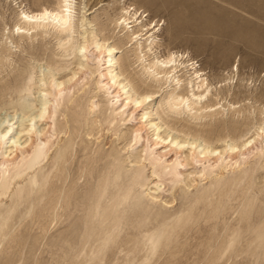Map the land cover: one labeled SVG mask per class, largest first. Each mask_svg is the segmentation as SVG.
<instances>
[{"label":"rangeland","instance_id":"374dc122","mask_svg":"<svg viewBox=\"0 0 264 264\" xmlns=\"http://www.w3.org/2000/svg\"><path fill=\"white\" fill-rule=\"evenodd\" d=\"M74 1L76 2L74 11L76 20H92V24H87L83 20L84 22L81 25L82 28L78 31L86 29L89 31L92 30L91 32H93V35L96 37L95 39L103 41L107 36L106 38H109L107 40L108 45H118L119 49L115 53L116 57L120 59L117 65V71L120 67L122 69L124 67V70L127 69L126 72L129 76L130 74L133 77L139 76L138 81L142 79L147 84L155 85L154 83L152 84V81L147 79V75H142V62L140 65V62L136 61L135 53H133L135 49L133 45L135 44L128 42V35H131L132 31L138 30L139 26L144 24L145 27L143 30L145 32L143 31L142 33L145 34L149 31V34L139 38L143 46L146 44L145 39L154 34L161 45L157 52L166 54L168 50H178L180 52H186L194 62H198L205 77L208 78L209 82L212 84V94L215 95L216 87L219 89L222 85L220 99H218V102L220 100L221 104L217 107L221 108L223 113L214 119L207 118L201 120L190 119L189 115L186 113H182V115L179 116L171 115L172 118L167 117L163 112L166 109L165 105L161 106L159 102L170 90L174 89L175 86H173V84L170 87V85L167 84L162 88H157L159 92L156 90L158 93L156 92L153 97L142 106V112H151L149 120L152 119V121L156 123L161 122L159 119L160 116L163 120L166 119L164 121L166 124L162 127L163 129H161V132L168 131V126L174 125L173 127H176L175 129L177 130L182 127L190 126L193 128L195 127L194 129L205 131H211L212 128L214 134L219 133L221 135L234 130L240 133L244 130L247 118L255 117L259 119V111L257 109L252 110V114L247 112L237 115L233 110L228 108V104L236 103L235 107L240 105L248 106L249 103H255L256 106H262L264 104V97L259 102H255L257 97H261V95L264 94V0H123L127 5L137 6L144 15L143 24L133 27L130 30L126 29L125 31L122 30L124 26H122V28L120 26L118 29L114 24V19L120 17V7L123 1ZM56 2L57 0H0V52L2 49H9L8 53L11 57L5 64L6 66L0 70V101L3 100L7 102V104L16 102L17 99H19L17 93L11 92V90L7 91V89L14 88L16 86L15 84L18 85L21 83L25 77L24 73L30 70V68L35 67L36 84L32 90V98L34 99L33 110H35L39 104L38 91L48 89L47 91L50 92L48 95L49 100L53 98L50 91L51 84L46 80L48 76H44L45 80L41 81L43 72H49L51 70L48 65L49 61L60 60L59 62L63 64L67 61L73 62L67 69L56 73L55 78L58 79L65 78L72 71L76 70L77 64L75 63H77L79 59L85 60L84 64L86 66L82 67L80 69L81 71L78 72V76H80L77 77L78 80H76V84L79 85H69L70 88L66 86V90H64L61 95V97L67 96L73 98L74 101L72 100L67 104L71 112L69 110L65 111L64 107L59 105L63 102L60 103L53 100V103L51 102L52 106L50 107L51 112L48 114V116H54L51 118L52 121L53 118L66 122L70 121L65 128L66 131L68 129V131L73 132V126H79L78 133L76 134V144L65 164L63 177L60 179L55 178L52 186L48 183L41 190L37 189L29 197L22 199L20 202L21 205L19 204L8 216L5 215V220L3 217H0V234L3 232L2 236H0V264H212L211 257L215 247H210V244H218L221 238L225 236L223 234H225L226 231L216 230L215 239L210 242V231H208L202 219H198L195 224L194 221H188L186 224L187 226L180 228L179 226L182 221L180 218L184 215L183 207L181 208L180 205L185 200L184 196L176 200L173 203L174 205L172 204V208L163 210L167 212H164L165 216L159 217L160 221L146 216H133V213H116L114 208L109 207L112 201L106 198V196L99 204L96 202V199L93 198L94 195L92 194L97 191L96 188L100 178H91L90 180L87 171H85L86 168H83L85 167L83 163H89V159L93 156L96 157L99 148L101 151L107 150V147H111L110 150L113 149L115 153L118 155L120 154L119 157H121V160H125L123 167L132 165L129 164V162L131 159L133 160V154L136 155L141 153L142 149L141 147L135 148V146L130 148L128 143L131 136H133L130 135L134 133L132 131H134L135 128H143L144 124L142 122L144 120L141 119L143 113L140 112L136 115L133 112L135 110L128 109L129 111L125 113L126 116L120 115L118 112L119 110H116V106L114 105L118 100L115 99L110 102L113 98L105 91L102 92L101 90L100 92V89L97 88L96 82L99 80V74L98 72H92H94L96 68L101 69L100 66H97L96 58L97 56H103L102 58H104V50L97 52L98 50L95 46L88 42V50H85V53L83 52L85 55L84 58H82V53L80 55L81 57L76 56L68 59L60 56L61 51L57 44V33L52 28L47 29L44 34H40L41 30H33L31 31L30 37H25L23 39H19L16 35H11L12 29L18 23L20 4L30 11H38L41 6H55ZM134 25L135 23H131L130 27ZM4 34H6V36H4ZM31 35H37V37H31ZM84 36L86 37V35L82 36L81 33H75V38L78 39L79 45L84 42L82 38ZM6 37H8V39H6ZM144 50L147 51L143 48V55L145 53ZM151 57L153 56L146 55L144 60L145 63H149L152 59ZM87 61L89 62L86 63ZM185 71L186 70L183 71L184 73L179 72L178 74H186L187 72ZM188 74L186 75L187 77L189 76ZM183 82L184 81L179 85V87L182 88L178 87L179 91L186 87L185 82ZM82 85L85 86L83 87ZM229 86L230 88H228ZM85 87L86 89H84ZM144 87L147 88V86L144 85L142 90L145 89ZM2 91L5 92L3 93ZM5 93L10 94L6 95ZM208 99L213 100L214 97L209 96ZM92 102L95 103L93 106L95 108L93 110L91 109L92 106L90 107ZM55 103L58 105L56 106ZM58 106L61 107L62 111L65 113L62 112ZM4 108V111H0V118L9 117L10 119V117L15 115V117L18 116V120L14 118L12 122H17L16 126H19V124L26 125V123L28 125L29 122L26 121L27 118L22 119L19 111L15 112L11 106H6ZM75 108L79 113H86V119L85 117L84 119L81 118V127L78 124H76V126L74 122L71 121V117L73 118L72 112H74L73 110H75ZM108 108L110 111H108ZM101 110H105L108 114ZM130 111H132L133 116L129 113ZM110 114L115 118L112 124L114 127L112 125L111 128L109 127L111 131H106L107 125L103 127L99 124V128L95 129V133L100 131L99 134L95 135L98 138L100 137L98 143L95 141L93 144H90V148L88 147L86 151H82L81 140L85 132L88 133L91 129L92 121H99ZM117 120L122 121L118 122ZM64 121L62 123H66ZM123 121L126 122L124 123ZM39 126L42 127L41 129L46 126V128L49 129L50 123H46L45 125V123L42 122ZM112 128L118 130L116 131L118 132L117 136H114L116 132H113ZM48 131L49 130L45 132L47 133L45 136H51ZM130 131L132 133H130ZM147 132L148 131L145 129L144 133L147 134ZM152 132L153 129L149 130L147 136L144 134L146 138L149 137L147 139H155L156 136L153 137L152 135L154 132ZM172 134L177 135V132L173 131ZM68 135L69 134H62L59 136L58 140H56L55 137L57 136L55 135L52 143L56 140V144L53 149L55 150L57 148V142L60 144L61 137L65 140ZM89 138H92V136L87 137L86 140ZM250 139H253L252 135ZM262 139L261 137L257 138L253 142L254 145L250 147L252 152L254 151L255 153H250L248 151V154L250 153L252 156H262L260 159L250 155H247L248 157L245 156V158L247 157L249 160L247 158H242L243 160L240 159L241 163L247 162L248 160L251 166H254L255 162V167L257 165L255 169L257 172L254 171L255 178H253V189L251 188L249 190L250 194H248V197H255L256 195V197L262 198L264 195V141ZM24 140L25 138L22 139V141ZM92 141H94L93 138ZM32 142H35V139ZM125 145L128 148H124ZM218 145L222 148L226 146V143L220 142ZM186 147L188 149H186ZM186 147L183 148L186 152L185 155L189 154V152L192 153L193 150L191 151L190 146ZM53 149L51 151L52 153ZM161 151L163 150L161 149ZM165 151L169 152V148ZM50 153L49 156L51 157ZM49 156L46 162L50 158ZM83 156L87 158V161L84 160L85 158ZM173 158H175V156ZM103 161L104 164L107 159ZM240 162L238 164H241ZM88 166L89 164L87 167ZM189 166L187 167L189 170L185 173V176L190 175L188 176L190 179H196L197 173H195V168L193 165ZM242 167H246V164H241V169H243ZM146 170L148 171V168H146ZM107 172L108 170L103 171L101 178L105 176ZM148 173L149 171L146 172V175ZM50 175H52V173ZM88 180L92 182L91 186L93 185V192L91 188H87L86 182ZM150 181L151 180H149L148 183ZM152 185L153 184L149 185V187H152ZM88 186L90 185L88 184ZM183 186L184 184H182V187ZM146 188L147 186H145L143 190ZM256 188H261V190L258 191ZM163 189L164 187L162 190ZM192 190L193 187L191 188V191ZM151 193L157 194V191L155 192V189H152ZM9 195L10 193L5 197V200L0 199V207L6 208L10 204L11 198H9ZM163 198L164 195H161L160 199ZM244 201L245 200L240 199L238 202H230L235 208L228 212V224L234 223L236 220L235 218L238 217L239 211L242 210L241 206L244 204ZM239 202H241V205H238ZM94 208L96 209V213L91 220L90 216H92V214L90 215V213ZM107 208H109L107 210L108 212L111 211L116 213L119 217L115 228H113L114 222H110L109 220L102 221L103 219L100 217V214ZM233 212L234 214H232ZM101 221L103 222L102 224H100ZM222 262L223 264H232L233 259L226 262L225 258H223L214 264H222Z\"/></svg>","mask_w":264,"mask_h":264},{"label":"bare ground","instance_id":"6f19581e","mask_svg":"<svg viewBox=\"0 0 264 264\" xmlns=\"http://www.w3.org/2000/svg\"><path fill=\"white\" fill-rule=\"evenodd\" d=\"M122 1L123 0H121V2ZM75 3L76 2L74 0H57L55 6H41L40 10L38 11H30L25 6L20 4L18 23L12 29L11 35H16L19 39H23L25 37H30L31 31L33 30H41L40 34H44L47 29L52 28L57 33L56 38L58 39L57 44L61 51L60 56L68 59L71 57L80 56L85 50H88V42L95 46V48L98 50L97 52L104 50V58H102L103 56H97L96 58L97 66H100L101 69H97L95 67L96 69L94 68L95 71L92 73L98 72L99 74V80L96 79L98 81L96 84L97 88L100 89L99 91H105L110 97H112L113 99H111L110 102L112 100L114 101L115 99L118 100L117 103L114 104L116 106V108H114L116 110L118 109V112L120 115L122 114V116L125 115L127 111H129L128 109L135 110L133 112L136 115L142 112V106L153 97V95L158 91L157 88H162L167 84H169L170 87L173 84V86H175L174 89L170 90L159 102V105H165L166 109L163 112L167 117L172 118L171 115L179 116L182 115V113H186L189 115L190 119L201 120L207 118L214 119L223 113L221 108L217 107L219 104H221L220 100L218 102V99H220L219 97L222 85L219 87V89L216 87L215 95L212 94V84L209 82L208 78L205 77V74L203 73L200 65H198V62H194L193 59L186 54V52H180L178 50H168L166 54L157 52L159 51L161 45L159 44L158 38L155 37L154 34L148 36L145 39L146 44L143 46L141 43L142 41L140 42L139 38L143 35L149 34V31L145 34L142 33L144 31L143 28L145 27V25L142 23L144 15L137 6L127 5L125 1H123L120 7V17L118 19H114V24L116 28L120 26L122 28V26H124L122 28L123 31L126 29L130 30L133 27L143 24L139 26L138 30H131L132 33L131 35H128V42L135 44L133 45L135 46L133 53H135L136 61L140 62V65L142 62V75H147V79L152 81V84L154 83L155 85L147 84L142 79L138 81L139 76L133 77L131 74L129 76V74L126 72L127 69L124 70V67L123 69L120 67V69L117 71V65L119 64L120 59L116 57L115 53L119 49L118 45H108L107 40L109 38H106L107 36H104L105 38L103 37V41L100 40V42L99 39H95L96 37L93 35V32H91L92 30L89 31L86 29L83 31H78L79 29L81 30V25L85 20H76V16L74 14ZM85 23L92 24V20H86ZM131 23H135V25L130 27ZM75 33H81L82 36L86 35V37H82L84 41L82 44H78L79 41L75 38ZM124 33L127 34L126 32ZM40 34L37 35L41 36ZM37 35H31V37L36 38ZM4 36H6V34H4ZM6 39H8V37H6ZM143 48L147 50H144V55ZM8 50L5 48L0 52V70L6 66L5 64L11 58ZM84 53L82 58L85 57ZM146 55L153 56L151 57L152 59L150 62H147L148 64L144 61ZM59 61H49L48 65L51 70L49 72H43L41 76V81L45 80L44 76H48L46 80L49 84H51L50 91L51 95L53 96L52 100H49L48 98L50 92L47 91V88V90L38 91L39 104L37 105L36 109L33 110L34 99L32 98V90L36 84V69L35 67H32L30 70L24 73L25 77L21 83L18 85L15 84L16 86L14 88L7 89V91L11 90V92L17 93L19 99H17V101L14 103L10 102L8 104L3 100L0 101V111L5 109L4 107L6 106H11L15 112H20L22 119L27 118L26 121L29 122L28 125L25 122L26 125L19 124V126H16L17 122H12L14 118L18 117H15V113L13 114V117H10V119L9 117L0 118V199L5 200V197L8 196L9 193V198H11V202L6 208L0 207V217H3L4 220L5 215L8 216L10 212L14 211L22 199L29 197L37 189L41 190L48 183L50 186H52L55 178L60 179L63 177L65 164L68 161L69 155L73 152L74 145L76 144V134L78 133L79 126H73V132L68 131V129L66 131L65 128L68 126L67 124H69L70 121L66 122L64 120H55L54 118L52 121L51 118L54 116H48V114L51 112L50 107L52 106L53 100L60 103L63 102L59 105L63 106L65 111L69 110L71 112L67 104L70 103L73 98L67 96H65L67 98L63 96L62 98L61 95L63 94V91L66 90V86L69 87V85H79L76 84V80H78L77 77L80 76H78V72L81 71L80 69L85 66V60L83 61V59H79L78 62L75 63L77 64V69L62 79L55 78L56 73L67 69L73 62L67 61L63 64ZM88 62L89 61L86 63ZM184 70H186V74H178ZM187 74L189 75L188 77L186 76ZM182 81L185 82L186 87L184 86L185 89H181L179 91L178 87ZM144 85H146L147 88L144 87L145 89L142 90ZM228 88H230V86ZM84 89H86V87ZM78 90L81 91L80 89ZM209 96H213L214 99L209 100ZM263 97L264 94H262L261 97H257L255 102H259ZM235 104L236 103L228 104V108L233 110L235 114L240 115L247 112L251 113L252 110L257 109L259 111V119L255 117L247 118V122L245 123L243 131L237 133L236 130H234L232 132H227L224 135L219 133L214 134L212 128L211 131H205L194 129L195 127L193 128L186 126L177 130L175 129L176 127H173L174 125L168 126V131H163V133L161 132V129H163L162 127L166 124L164 122L166 119L163 120V118L160 116L159 119L161 122L156 123L152 121V119L149 120V115L151 112H142L143 114L141 119L144 120L142 122L144 124L143 128H135V130L132 131L134 133L130 134L133 136H131L128 143L130 148L135 146V148L141 147L142 149H140L141 153L138 152L139 154H133V160L131 159L129 162V164L132 165H126L123 167L125 160H121V157H119L120 154L118 155L115 153L113 149L110 150L111 147H107V150L101 151L99 148L97 151L98 153L96 152L98 154L96 157H90L91 159L88 158L90 160V162L88 161L89 163H83L85 164V167H82L86 168L85 171H87V175L90 177V180L91 178H100L96 188L97 191L92 194L94 195L93 198H95L96 202L99 204L106 196V198L112 201V204L109 207L114 208L116 213H133V216H146L160 221L159 217H162L164 212H167L163 210L172 208V204L176 200L181 199V196H184L185 200L180 205L181 208L183 207L184 212L183 217L180 218L182 220V225L180 224L179 226L180 228L187 226L186 224L188 221H194L195 224L198 219H202L205 222V226H207L208 231H210V242L211 240L215 239L216 230L226 231L225 234H223L225 236L221 238V241L218 244H210V247H215L211 257L212 264L219 262V260L223 258H225L226 262L233 259L232 264H264V195L262 198L256 197V195L255 197H248V194H250L249 190L254 185V171H256L255 169L257 165L255 167L256 162L254 160L255 164L253 163L254 166H251V163L249 164V159L247 158V155H250L252 152L250 147L254 145L253 142L260 137L263 138L262 140L264 141V104L262 106H256L255 103H249L248 106L240 105L238 107H235ZM57 105L58 104H56V106ZM94 105L95 103L93 102L92 105H90V107L92 106V110L95 108L93 107ZM59 108L62 111V108ZM76 108L75 110L72 109L74 112H72L73 118L71 117V121H73L75 125H80V122H82L81 120L84 119L86 113H79L76 111ZM101 111L104 112L103 110ZM108 111H110L109 108ZM106 113L108 114V112ZM129 113H131L133 116L132 111ZM63 116L65 119L64 114ZM107 116L103 119H100L99 121H92L91 129L88 131V133L85 132V135L81 140V146L83 149L82 151H86L90 144H93L95 141L98 143L100 137L98 138L95 135L99 134L100 131L95 133V129L99 128V124L103 127L107 125L106 131H111L110 128L113 126L112 124L114 123L113 120L115 118L112 116V114ZM63 121L66 123H62ZM42 122L45 123V125L46 123H50L49 129L46 128L47 126L41 129L42 127L39 126V124ZM117 129H113L112 131L116 132L118 131ZM145 129L148 132L149 130L153 129L154 134L152 136H156L155 139H147L149 137L146 138L148 132L145 134ZM47 130H49L48 132L51 134V136H45L47 134L45 133ZM173 131L177 132V135H173ZM132 132L130 131V133ZM117 133L118 132H116L114 136H117ZM62 134L69 135L65 140L63 137H61L60 144L57 142L58 146L54 150L53 148L56 144V140H58L59 136ZM55 135L57 136L55 137L56 140L54 139L55 141L52 143ZM251 135L253 136V139H250ZM89 136H92L94 141H92V138L86 140V138ZM23 138H25L24 141H22ZM34 139L35 142H32ZM220 142L226 143V146L220 148L218 145ZM186 146H190L191 151L193 150L194 152L192 151V153L189 152V154L185 155L186 152L183 150V148ZM125 147L126 145L124 148ZM168 148L169 152L165 151ZM52 149L53 153L51 152ZM161 149L163 151H161ZM186 149L188 148L186 147ZM248 151L250 152L249 154ZM49 153L51 154V157L49 156ZM48 156L50 158L46 162ZM174 156L175 158H173ZM245 156H247L246 158L248 159L247 162H243L246 164V167H242L243 169H241V164L243 163L240 162V159H244ZM253 156L257 159L262 157L259 155H257V157L255 155ZM83 157L85 158L84 160L87 159L85 156ZM104 159H107V161L103 164ZM239 162L241 164H238ZM88 164L89 166L87 167ZM189 165H193L195 168V173H197L196 179H190V177H188L190 175L185 176V173H187L189 170L187 169ZM146 168H148L149 171L147 175L146 172L148 171ZM107 170V174L105 173V176L101 178L103 171ZM51 173L52 175H50ZM149 180L151 181L148 183ZM86 183L87 188H91L93 192V185L91 186L92 182L88 180ZM88 184L90 186H88ZM151 184H153L152 187H149ZM182 184H184L183 187ZM145 186H147V188L143 190ZM163 187L164 189L162 190ZM192 187L193 190L191 191ZM152 189H155L157 194H152ZM257 190L259 191L261 188H258ZM161 195H164L163 199H160ZM240 199L245 200L244 204L242 205L243 207L241 206L242 210L239 211L238 217L235 218L236 220H233L234 223L228 224V212L229 210L231 211L235 208V206L230 204V202H238ZM238 205H241V202H239ZM108 209L109 208L101 213L100 217L103 219L102 221L109 220L110 222H114L113 228H115V226H117L119 217L116 213L111 211L108 212ZM95 210L96 209L94 208L90 213V215L92 214V216H90L91 220L96 213ZM232 214H234V212ZM102 221L100 224L103 223ZM3 225L5 227L4 223ZM2 233L0 236H2Z\"/></svg>","mask_w":264,"mask_h":264}]
</instances>
